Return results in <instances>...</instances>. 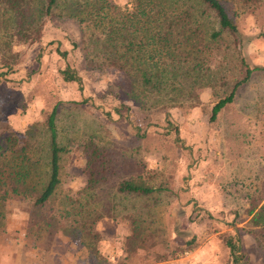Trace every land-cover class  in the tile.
Returning <instances> with one entry per match:
<instances>
[{
    "label": "rangeland",
    "instance_id": "1",
    "mask_svg": "<svg viewBox=\"0 0 264 264\" xmlns=\"http://www.w3.org/2000/svg\"><path fill=\"white\" fill-rule=\"evenodd\" d=\"M111 1L122 5L127 0ZM223 2L238 33L235 40L228 34L210 38L214 20H203L208 46L204 65L210 82L197 89L192 106L142 111L113 95L109 83L118 79V72L84 63L80 46L72 44L81 39L72 20L47 18L38 39L13 44L16 62L11 69H0L5 71L2 77H8L1 81V123L23 133L36 122L33 130L38 131L55 101H83L59 108L58 140L66 150L60 153L59 183L52 201L36 208L8 188L0 199V264L89 263L78 234L64 231L61 221L49 227L41 222L44 217L57 219V208L68 205L64 195L82 201L76 191L86 177L82 136L123 156L132 165L124 168L127 172L140 161L144 171L153 173L149 181L165 182L170 189L156 195L157 203L147 217L155 231L132 252L115 250L127 234L126 219L97 221L96 244L112 264H264V230L250 224L245 211L251 204L249 195L259 197L256 207L264 200V69H252L231 100L208 119L211 105L242 75L241 55L249 67L264 66V0L249 6ZM65 64L79 79L62 78ZM77 205L78 201L74 208ZM227 233L235 235L232 247L225 243Z\"/></svg>",
    "mask_w": 264,
    "mask_h": 264
},
{
    "label": "trees",
    "instance_id": "2",
    "mask_svg": "<svg viewBox=\"0 0 264 264\" xmlns=\"http://www.w3.org/2000/svg\"><path fill=\"white\" fill-rule=\"evenodd\" d=\"M234 1L240 6H249L257 0ZM52 16L76 23L81 39L80 44L77 41L72 44L80 46L84 63L90 68L115 69L118 79L109 83L108 90L142 111L197 102V89L210 82L209 70L204 65L208 49L203 23L206 17H211L216 26L208 37L228 34L235 40L234 35L238 33L223 0H127L122 5L111 0H0V69H11L16 62L13 44L38 39L44 21ZM240 60L242 75L226 95L211 105L209 120L231 100L236 86L249 77L252 69H264L257 65L249 67L242 55ZM4 72L0 71V83L8 80L2 77ZM60 73L64 80L79 79L68 64ZM188 99L191 101L186 103ZM82 101H55L38 131L33 130L36 122H31L23 133L0 122V199L8 188L36 208L52 201L59 183L60 153L66 150L58 140L59 108L63 103L79 105ZM82 137L86 177L76 190L82 201L76 200L73 194L64 195L68 205L57 208V219L44 217L41 222L49 227L61 221L64 231L78 234L89 254L88 264H112L96 244L100 240L97 221L107 217L126 219L127 234L119 239L115 250L124 254L132 252L143 247L148 235L155 231L149 224L152 220L147 217L150 207L157 203L156 195L170 189L165 182L149 181L153 173L144 171L140 161L136 169L127 172L124 168L130 163L123 156L111 154L91 137ZM252 196L257 198L253 200ZM249 197L251 204L245 209L249 223L264 230V200L256 207L254 203L259 197ZM129 198H133L132 203L127 202ZM77 201L78 208H74ZM89 202L95 203L87 207ZM234 240L233 233L226 234L225 243L229 247ZM261 248L264 252L263 242Z\"/></svg>",
    "mask_w": 264,
    "mask_h": 264
},
{
    "label": "crops",
    "instance_id": "3",
    "mask_svg": "<svg viewBox=\"0 0 264 264\" xmlns=\"http://www.w3.org/2000/svg\"><path fill=\"white\" fill-rule=\"evenodd\" d=\"M104 219H107V218H102L103 221H104Z\"/></svg>",
    "mask_w": 264,
    "mask_h": 264
}]
</instances>
